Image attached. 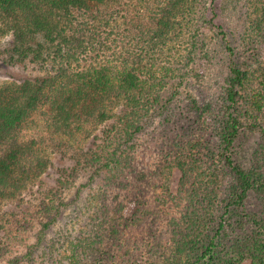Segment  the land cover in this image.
I'll use <instances>...</instances> for the list:
<instances>
[{"label": "rangeland", "instance_id": "374dc122", "mask_svg": "<svg viewBox=\"0 0 264 264\" xmlns=\"http://www.w3.org/2000/svg\"><path fill=\"white\" fill-rule=\"evenodd\" d=\"M139 1H131L132 17L155 14L159 0ZM193 1L190 37L198 48L173 64L184 76L165 79L159 91L165 104L151 114L133 148L116 154L114 168L84 169L87 154L104 146L102 133L112 121L63 127L39 106L8 132L0 155L8 147L19 149L23 170L10 186H0V241L6 232L13 237L0 253V264L14 258H21L15 264H205L207 256L201 255L214 235L211 264H264V189L249 191L240 206L230 204L238 184L222 156L219 135L228 114L236 115L241 127L230 157L253 178H264V104L258 103L264 97V40L256 34L243 39L255 0ZM3 28L0 22V51L6 55L11 34ZM231 61L244 75L230 108ZM18 69L19 77L30 81L47 73L39 65ZM3 75L0 87L19 85ZM193 99L210 108L203 120L199 112L186 113ZM182 149L189 150L183 153L190 165L195 160L185 176L174 166ZM109 152L100 159L109 161ZM112 179L117 185H110ZM52 218L43 231L41 225ZM200 219L209 223L205 234ZM41 235L40 245L29 248ZM83 242L91 243L90 249L81 248Z\"/></svg>", "mask_w": 264, "mask_h": 264}, {"label": "trees", "instance_id": "16d2710c", "mask_svg": "<svg viewBox=\"0 0 264 264\" xmlns=\"http://www.w3.org/2000/svg\"><path fill=\"white\" fill-rule=\"evenodd\" d=\"M120 1L0 0V22L5 30L1 32L11 34L6 55L0 51V56L4 54L0 57V73L19 81V85L0 87L1 145L9 136L8 132L29 111L45 106L54 116V123L63 127L76 125L80 128L86 122L101 124L112 121L111 128L102 133L104 146L94 154H87L84 169L93 168L95 173H99L103 168H114L116 154L121 155L128 146L133 148L151 114L165 104L159 100L165 79L184 76L183 69H176L173 64H180L183 56L189 58L195 53L194 48H198V41L192 35L190 37L196 11L193 0H159L155 14L143 19L140 13L132 17V0L122 4ZM250 7L252 10L248 13V28L244 29L246 35L243 39L256 34L260 42L264 40V0L252 1ZM118 36H121L122 45L117 43ZM185 36V41H182ZM191 39L192 48L186 51ZM227 50L230 54L233 52L230 47ZM173 54H177L175 60L172 59ZM230 64L226 99L231 108L236 103L237 88L241 86L244 74L232 61ZM20 65L23 68L39 65L46 70V76L33 81L21 78L17 73ZM263 99L261 96L258 101L261 106ZM194 112L197 115L199 112L198 117L203 120L210 113V108L199 107L193 99L186 113ZM240 127L236 115L230 112L219 134L222 156L238 184V192L230 203L235 206L243 204L249 191L264 189L261 175L253 178L251 173L235 165L230 157V149ZM262 133L264 136V128ZM183 150L179 154L189 153V150ZM18 151L8 147L0 155V186H10L17 180L15 175L23 170ZM109 151V161L100 159L99 156ZM188 157L189 154L183 153L174 163L184 176L188 170H193L191 166H195V160L190 165ZM114 184L115 179H112L110 185ZM53 220L41 225L43 231ZM199 225L204 234L207 231L203 230L210 228L207 220L200 219ZM202 232L198 239L197 236L194 238L196 242L202 238ZM214 236L208 237L201 255L202 258L207 256L201 258L205 264L213 261ZM43 237L38 236L37 242L29 248H36V244L39 246ZM12 238L11 233H5L0 241V253L8 249ZM90 244L83 242L81 248H87V251ZM20 259H11L8 264H15Z\"/></svg>", "mask_w": 264, "mask_h": 264}]
</instances>
